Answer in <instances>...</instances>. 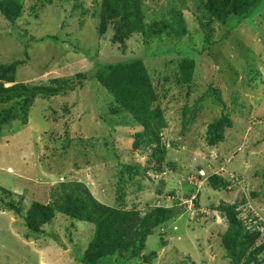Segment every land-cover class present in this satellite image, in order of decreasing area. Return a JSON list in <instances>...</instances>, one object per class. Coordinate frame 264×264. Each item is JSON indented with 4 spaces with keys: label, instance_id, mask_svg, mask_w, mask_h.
Masks as SVG:
<instances>
[{
    "label": "rangeland",
    "instance_id": "obj_1",
    "mask_svg": "<svg viewBox=\"0 0 264 264\" xmlns=\"http://www.w3.org/2000/svg\"><path fill=\"white\" fill-rule=\"evenodd\" d=\"M13 1L0 0L10 2L12 14H16L11 21L0 10V64L25 63L16 68L14 82L6 86L51 85L55 79L77 86L78 74H88L97 63L144 58L157 89L169 91L160 101L167 121L160 134L166 148L165 169L174 172L179 186L185 179V191L194 188L188 182H196L199 210L174 201L171 190L160 195L166 200L162 206L171 208L168 216L155 208L159 205L156 200H147L157 191L153 186L156 176L149 175L148 169L154 165L150 157L158 144L143 138L140 148L135 149L136 134L142 127L128 125L131 119L127 112L111 113L113 95L97 81L88 80L67 95L36 98L24 119L10 121L0 132V186L13 190L11 195L0 192V197L25 209L19 217L0 203V264H82L77 253L91 240L93 224L74 225L58 214L35 234L23 219L33 201L55 203L59 195L55 189L73 180L84 183L104 203L139 209V220L155 212L156 232L148 237L147 250L142 253L158 252L160 258L152 264H184V260L185 264H233L221 248L220 234L227 229L228 220L218 207L220 201L234 205L238 214L242 212L240 218L244 213V225L253 226L251 232L258 231L251 249L264 242V3L251 19L234 15L230 21L237 27L224 41L216 40L223 29L216 24L207 28L210 43L197 18L205 15V0H141L148 25L169 18L176 7L183 19L174 24V30L181 23L186 28L180 39L184 42L166 36L154 46L150 36L132 32L125 37L122 19L117 17L109 20L100 34L101 17L95 12L101 0ZM16 6L21 8L16 10ZM250 10L247 8L244 15ZM171 32H175L173 28ZM188 45L195 46L200 57L192 84L181 87L176 83L181 73L177 65L180 57L175 54L179 46ZM154 53L157 56H152ZM207 90H217L234 122L225 131V141L216 146L207 144V128L224 111L212 95L202 100L203 107L182 132L189 117L187 108H193ZM119 150L124 156L127 152L126 159L116 156ZM130 150L138 152L135 157L128 154ZM123 163L136 166L125 170ZM198 166L204 168L205 179L197 177L201 174ZM121 171L132 174L129 184L134 183V190L129 194L136 198L132 203L127 199L122 203L116 190V175ZM213 173L227 176L231 186L210 197L212 189L206 182ZM164 174L162 179L167 177ZM162 217L167 218L166 225ZM237 234L231 242L240 245V232ZM161 235L169 243L162 253ZM249 251L240 264H254L248 260ZM259 258L264 262V249ZM119 259L113 256L101 264H121Z\"/></svg>",
    "mask_w": 264,
    "mask_h": 264
},
{
    "label": "trees",
    "instance_id": "obj_2",
    "mask_svg": "<svg viewBox=\"0 0 264 264\" xmlns=\"http://www.w3.org/2000/svg\"><path fill=\"white\" fill-rule=\"evenodd\" d=\"M10 1L15 3L13 0ZM263 3L264 0H205L203 4L205 15L197 16V18L202 30L206 31V33L207 28H210V26L214 27V24L223 29V35L216 40L224 41L231 35L234 28L237 27L236 25L232 26V22L230 21L234 15H236L235 17L239 15L244 19H251L256 14H259ZM10 4V2H0V10L7 19L13 21L16 14H12L13 8ZM19 8L21 6H16V10ZM247 8H250L251 12L244 15ZM98 9L95 14L101 17L100 34L101 32H105L108 21H112L117 17L118 19H122L120 25L125 37H128L132 32L150 36L153 39L152 45L154 46H159L160 39L166 36H173L176 37L178 42H184L180 41V39L182 37L181 34H185L186 32L185 25L181 23L174 30V24L183 19L181 18L180 10L176 7H173L169 18L163 19L161 22H153L149 25L146 22L141 0H101ZM120 15L121 18L119 17ZM241 17L237 20L238 23H240ZM205 19L208 21L206 20L205 22ZM171 28L175 31L174 33L171 32ZM162 34H165L164 37H162ZM205 37L211 43L208 33ZM55 38L58 39V36ZM152 56H157V54L154 53ZM175 57H180L179 64L177 65L181 72V75L177 74L178 82L176 81V83L181 85V87L186 85L190 87L193 81L196 61L200 55L195 46L188 45L179 46ZM18 61L10 65H4L5 63L0 64V132L3 126L10 121L24 119L27 115V110L33 105L36 98H48L61 94L67 95L69 90H74L78 86V88L84 87L85 81L95 80L113 95L114 99L110 104L111 113L127 112L131 119L127 124L142 127V130L136 134L134 148H140L143 138L149 144H158L152 151L150 158L154 161V165H151V168L148 169V174L156 176L154 182H160L162 185L165 184V178L162 179L165 176L164 173L166 172L169 175L171 172L165 169L168 162H165L166 156L164 154H166V148L163 145L164 143L160 134L167 126V121L160 101L169 91L160 92L157 89L144 58H128L114 63H97L96 67L89 71L88 74H78L79 85L77 86L75 84L70 85L68 81L62 79H55L52 81L53 84L44 86H28L23 83L6 86V83L14 82L16 68L25 63L22 60ZM216 91H205L194 103L193 108H187L189 117L185 119L186 122L182 129V132L188 129L189 124L195 118L196 112L199 108L203 107L200 104L202 100L212 95V98L218 99V102L221 103L224 112L208 124L206 141L210 146L224 142L226 139V129L232 128L234 125L231 112L227 109L221 95ZM64 109L69 111L68 107H64ZM130 152L128 154L135 157L137 151H134L135 154L131 150ZM126 153L124 156V153H121L119 150L116 156L126 159ZM132 159L136 160V158ZM222 159L221 157L220 160ZM123 164L126 166L125 170H130V168L136 166L133 163ZM200 167L198 166V169H202ZM125 173L126 171L117 173L116 190L119 189L122 203H125V199L130 200V203H132L136 200L135 196L129 194V191L133 192L134 190L131 187L134 183H131L132 185L129 184L132 174L130 173L128 176ZM114 175L115 172L113 173V177ZM197 177L203 176L198 174ZM226 179L220 173H213L207 177L206 183L214 191L227 190L231 182L229 179ZM188 183L192 187L194 186V188L182 192L181 195L177 192V188L171 190L170 193L175 194L174 201L181 200L183 197L190 198L196 191L197 188L194 182ZM55 190V192H59L55 203L33 201L30 208L26 211L23 219L32 233H41L45 225L51 223L58 214H61L69 218L74 225L91 223L94 226V234L91 240H89L86 249L83 252L77 253L79 263L101 264L103 261L117 256L120 258L121 264H133L131 263L132 261H137L136 264H152L154 259L160 258L157 251L142 254L147 250L146 241L148 237L156 232V229L153 227V222H155L154 211H151L149 215L139 220V209L126 210L120 206L104 203L98 200L90 189L78 180L61 184ZM12 191V189L0 186V192L3 194L11 195ZM157 191L160 192L162 190L158 189ZM148 201L152 203L154 200ZM1 202H4V200L0 197ZM115 205H117L116 202ZM3 207L13 211L19 217L25 211L24 206L18 205L13 201L4 202ZM218 207L228 220L227 229L220 234L222 241L221 248L226 251L225 258L229 261L232 260L233 264H240L241 257L250 250L248 260H251L254 264H264L259 258L264 249V242L260 246L251 249L256 245V241L258 240V231L254 229L251 232L250 230L253 229V226L244 225V217L240 218L241 212L238 214L237 208L234 205H226L221 201ZM155 208H158L161 214H167V216L171 213V208L168 207L157 206ZM195 210H199L198 203L195 205ZM166 219L162 217L163 225H166ZM158 224H160V221ZM239 232L242 239L240 245L231 242V239L232 241H236L237 233ZM166 233L169 232L167 231ZM161 237L163 238L161 247H166L169 243L163 235ZM184 262L186 263L185 260Z\"/></svg>",
    "mask_w": 264,
    "mask_h": 264
},
{
    "label": "crops",
    "instance_id": "obj_3",
    "mask_svg": "<svg viewBox=\"0 0 264 264\" xmlns=\"http://www.w3.org/2000/svg\"><path fill=\"white\" fill-rule=\"evenodd\" d=\"M230 170V169H229ZM229 170H228V172H227V174L229 175ZM168 175V174H167ZM177 175V174H176ZM225 178H227V176H225V175H223ZM227 179H229V178H227ZM178 178L175 176V174H174V172H171V174H169L166 178H165V184L164 185H162V183H160V182H154L153 183V186H155V187H157V190L159 189V190H162L163 191V193H161V192H159V191H153L150 195H148V197H147V200H156V202H157V204H161L162 205V203H166V200H165V198L164 197H161L160 195H165L166 196V194H167V192L169 191V190H175L176 188H177V192L179 193V195H181L182 194V192H184L185 190V186H183V188H182V185L184 184V183H186V181H185V179L184 180H182L181 181V185L179 186V184H178ZM154 192H157V196L155 197V195H154ZM219 191H214V190H212V192H210L209 194H210V197L212 196V194H216V193H218ZM229 194V193H228ZM213 197V196H212ZM220 197H222V196H220ZM153 198V199H152ZM202 198H205V194H204V196H202L201 197V199ZM225 198V197H224ZM146 200V199H145ZM221 203V201L219 202V204ZM165 205V204H164ZM165 248H167V246L166 247H162L161 249H160V252L162 253V252H164V250H165Z\"/></svg>",
    "mask_w": 264,
    "mask_h": 264
},
{
    "label": "clouds",
    "instance_id": "obj_4",
    "mask_svg": "<svg viewBox=\"0 0 264 264\" xmlns=\"http://www.w3.org/2000/svg\"><path fill=\"white\" fill-rule=\"evenodd\" d=\"M216 146V145H215ZM204 170H203V168L201 169V171H200V175L202 176V175H204V172H203ZM203 179H205V177L203 178ZM227 180V179H226ZM204 181V180H203ZM193 182V181H192ZM195 185H196V182L194 183ZM202 184H203V182H202ZM231 186V185H230ZM230 186L228 187V190L230 189ZM197 194H199V191L197 190V191H195L192 195H191V197L190 198H181V200H180V202H182L183 204L185 203V204H187V206H188V204L190 205V206H188L189 207V209H193V210H195V205H196V203L195 202H198L199 201V199H198V195ZM194 196H195V198H194ZM192 204V205H191ZM158 206H162V205H158ZM194 206V207H193ZM168 207V206H167ZM192 210V211H193ZM196 211V210H195ZM242 213V212H241ZM242 217H244V213L242 214Z\"/></svg>",
    "mask_w": 264,
    "mask_h": 264
},
{
    "label": "built area",
    "instance_id": "obj_5",
    "mask_svg": "<svg viewBox=\"0 0 264 264\" xmlns=\"http://www.w3.org/2000/svg\"><path fill=\"white\" fill-rule=\"evenodd\" d=\"M194 198H195V196H194Z\"/></svg>",
    "mask_w": 264,
    "mask_h": 264
}]
</instances>
